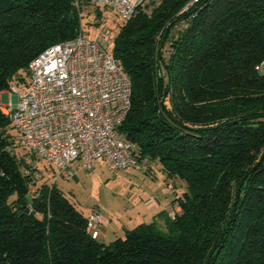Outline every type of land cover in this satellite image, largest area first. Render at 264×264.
<instances>
[{
	"label": "trees",
	"instance_id": "trees-1",
	"mask_svg": "<svg viewBox=\"0 0 264 264\" xmlns=\"http://www.w3.org/2000/svg\"><path fill=\"white\" fill-rule=\"evenodd\" d=\"M189 1L147 0L112 31L90 0H0V264H264V0L181 12ZM101 27L132 86L117 134L184 185L174 219L162 212L108 244L38 181L1 109L37 55Z\"/></svg>",
	"mask_w": 264,
	"mask_h": 264
},
{
	"label": "built area",
	"instance_id": "built-area-1",
	"mask_svg": "<svg viewBox=\"0 0 264 264\" xmlns=\"http://www.w3.org/2000/svg\"><path fill=\"white\" fill-rule=\"evenodd\" d=\"M147 0H90L128 21ZM201 0H190L181 12ZM106 27L93 36L78 35L54 44L28 64L29 80L11 86V101L1 109L15 129L22 150L44 160L54 178H73V164L92 170L100 162L110 171L135 167L132 145L117 134L131 108V82L111 53ZM176 209V208H175ZM170 212L174 219L177 210ZM103 220L99 211L87 217L93 238Z\"/></svg>",
	"mask_w": 264,
	"mask_h": 264
},
{
	"label": "rangeland",
	"instance_id": "rangeland-1",
	"mask_svg": "<svg viewBox=\"0 0 264 264\" xmlns=\"http://www.w3.org/2000/svg\"><path fill=\"white\" fill-rule=\"evenodd\" d=\"M101 9L104 11L102 22L113 31V27L120 20L109 10ZM85 12L89 13L92 20L89 23L84 18V27L94 33V27L88 28L94 22L92 8ZM259 70L264 73V63ZM11 99V92L4 91L1 94V105L8 104ZM34 162L38 169V181L55 184L84 217H88L92 211H99L103 222L97 226V240L104 244L123 238L125 231L134 229L140 223H150L162 212H171L175 208L177 212L180 210L172 202L181 196L184 185L178 180L165 181V174L160 164L155 161L138 159L135 167L125 171H110L100 162L87 171L75 163L72 166L76 170L73 178H54L52 169L44 160L36 159ZM160 223L163 224L162 221Z\"/></svg>",
	"mask_w": 264,
	"mask_h": 264
},
{
	"label": "crops",
	"instance_id": "crops-1",
	"mask_svg": "<svg viewBox=\"0 0 264 264\" xmlns=\"http://www.w3.org/2000/svg\"><path fill=\"white\" fill-rule=\"evenodd\" d=\"M165 211H166V209H165Z\"/></svg>",
	"mask_w": 264,
	"mask_h": 264
}]
</instances>
